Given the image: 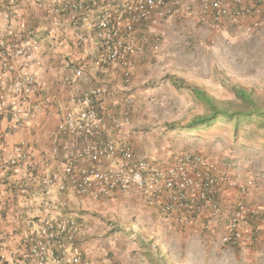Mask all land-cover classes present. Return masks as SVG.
<instances>
[{"label": "built area", "instance_id": "2783aa9c", "mask_svg": "<svg viewBox=\"0 0 264 264\" xmlns=\"http://www.w3.org/2000/svg\"><path fill=\"white\" fill-rule=\"evenodd\" d=\"M20 1L36 5L51 28L72 31L83 48L74 61L76 76L92 64L103 75L121 69L126 82L134 58L155 52L170 23L194 21L212 31L236 26L252 33L264 19V0H0V114L8 116L14 130L39 109L33 99L39 90L37 76L17 66L32 57L39 32L21 21ZM103 93L108 92L92 88L73 93L51 147L43 152L48 169L41 176L43 194L71 190L101 200L134 192L149 204L160 200L164 215L175 217L180 226L201 222L202 230L218 235L225 246L249 248L264 240V176L223 171L200 152H179L166 162L140 154L126 138L109 135L131 124L132 97L123 100L120 116L101 105ZM2 139L0 134V164ZM30 155L22 140L7 166L24 169ZM52 163L58 168L50 169ZM21 192L26 196V189ZM82 229L72 216L28 219L22 238L34 264H87L79 243ZM0 264H7L1 254Z\"/></svg>", "mask_w": 264, "mask_h": 264}, {"label": "rangeland", "instance_id": "374dc122", "mask_svg": "<svg viewBox=\"0 0 264 264\" xmlns=\"http://www.w3.org/2000/svg\"><path fill=\"white\" fill-rule=\"evenodd\" d=\"M170 75L222 100L235 97L233 86L254 88L264 97V19L252 33L236 26L212 31L194 21L170 23L159 48L133 64L130 81L125 84L131 87L122 91L133 99L131 144L140 154L166 162L179 152H200L214 159L223 171L264 176V131L257 126L240 128L237 135L232 124L220 121L194 132L169 131L165 127L172 122L188 123L205 113L204 105L190 91L177 88L167 79ZM115 194L112 196L116 201L91 200L78 207L79 214L97 224L91 238H110L122 244L118 236L128 242L123 243L125 248L143 239L142 247L155 260L160 259L159 264L162 260L169 264H264V240L258 246L233 248L202 227L188 231L178 226L171 232L164 226L157 229V220L151 219L148 212L150 205L144 204L139 194ZM69 209L67 213L75 211ZM145 238L157 240L160 245L153 246V241Z\"/></svg>", "mask_w": 264, "mask_h": 264}, {"label": "crops", "instance_id": "0c3cea01", "mask_svg": "<svg viewBox=\"0 0 264 264\" xmlns=\"http://www.w3.org/2000/svg\"><path fill=\"white\" fill-rule=\"evenodd\" d=\"M19 7L21 21L39 30L38 45L32 57L17 63L19 69L33 72L37 76L39 90L33 94V99L38 103L39 109L24 126L15 130L9 127L8 116L0 114V134L4 147V156L0 164V254L7 264H34L22 238L25 223L33 217L38 222V219L52 218L58 213H64L78 216L83 224L79 243L84 250L83 261L87 264H159L161 260H155V257L142 247L143 239L129 243L130 246L125 248L123 243L128 242L118 236L116 239L124 241L122 244H115L110 238L97 240L91 238L93 228H96L97 224H94L87 215L79 214L78 207L93 199L82 198L71 190L65 193H60L57 189L46 194L41 192V173L48 170L43 161V152L51 147L52 135L62 116L72 105L73 93L92 88L106 89L108 93H103L99 102L108 110H116L121 116L123 100L126 98L122 91L131 85L126 87L121 69L114 70L110 75H103L92 64L82 75L76 76L74 61L80 56L83 48L75 42L72 31L64 27L51 28L50 21H47L43 12L32 3L23 2ZM1 23L0 19V25ZM138 58H134V63H137ZM67 77L72 80L67 82L65 80ZM130 129L131 124L121 131L109 132V135L124 137L131 143L133 136L130 135ZM22 140L29 144L30 164L24 170H13L7 166V161L14 155L17 144ZM51 168L58 166L52 163ZM23 188L26 189V196L21 192ZM110 196L102 200H118ZM52 202H62L66 207L61 212L53 213L51 207H48ZM94 202L98 201L93 200L92 203ZM27 205L30 208H27ZM149 205L148 212L151 219L157 220V229L164 226V230L171 232L172 228L179 226L175 217L167 218L164 215L160 200ZM67 209L76 212L67 213ZM81 209H84V206ZM200 226L201 222L190 223L186 228L190 231L197 230L196 228ZM145 239L152 240L153 246L160 245L157 240Z\"/></svg>", "mask_w": 264, "mask_h": 264}, {"label": "trees", "instance_id": "16d2710c", "mask_svg": "<svg viewBox=\"0 0 264 264\" xmlns=\"http://www.w3.org/2000/svg\"><path fill=\"white\" fill-rule=\"evenodd\" d=\"M167 79L179 89L186 88L205 107L204 114L194 117L188 123L166 124L165 127L169 131L194 132L201 128L208 129L219 121L232 124L235 135L239 133L240 128L248 125L257 126L258 130L264 131V97L259 95L254 88L233 86L235 97L222 100L199 86L186 84L183 79L174 75L167 76ZM161 264H169V262L162 260Z\"/></svg>", "mask_w": 264, "mask_h": 264}, {"label": "clouds", "instance_id": "9594fccd", "mask_svg": "<svg viewBox=\"0 0 264 264\" xmlns=\"http://www.w3.org/2000/svg\"><path fill=\"white\" fill-rule=\"evenodd\" d=\"M22 4V2L20 1L19 2V6ZM20 8V7H19ZM21 9V8H20ZM2 24V23H1ZM133 68V67H132ZM125 80V79H124ZM127 97V96H126ZM131 144V143H130ZM132 145V144H131ZM31 157V156H30ZM30 160V159H29ZM158 161V160H157ZM168 161V160H167ZM29 162H28V164H27V167L26 168H28L29 167ZM26 168H24V169H26ZM24 169H21V170H24ZM43 175V173H41V176ZM40 185L42 186V184H41V182H40ZM42 191V190H41ZM115 194V193H114ZM109 197V196H108ZM103 199V198H102ZM48 207L50 208L51 207V209L53 210V209H57L56 210V213L57 212H60L61 210H63V208L65 207V204L63 203L62 205H59V203H49L48 204ZM59 215H64V214H61V213H58V214H56L54 217H57V216H59ZM66 216H71V215H66ZM73 217V216H72ZM34 218V217H33ZM31 219L33 222H37V220H34V219ZM38 218V217H37ZM53 218V217H52ZM45 219H49V218H45ZM79 219V218H78ZM39 221H41V220H44V219H38ZM180 226V225H179ZM181 227H183V226H181ZM184 227H186V226H184ZM80 240V239H79Z\"/></svg>", "mask_w": 264, "mask_h": 264}]
</instances>
